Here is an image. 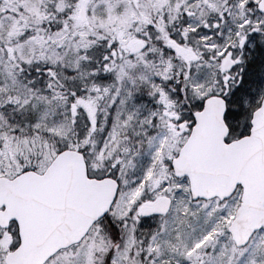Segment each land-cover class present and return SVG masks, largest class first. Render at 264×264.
Returning <instances> with one entry per match:
<instances>
[{"label": "snow or ice", "instance_id": "snow-or-ice-1", "mask_svg": "<svg viewBox=\"0 0 264 264\" xmlns=\"http://www.w3.org/2000/svg\"><path fill=\"white\" fill-rule=\"evenodd\" d=\"M0 264H264V0H0Z\"/></svg>", "mask_w": 264, "mask_h": 264}]
</instances>
